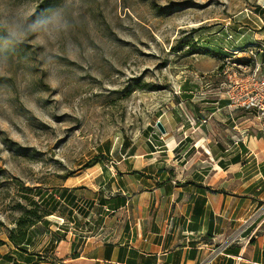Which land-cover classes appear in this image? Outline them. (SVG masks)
I'll list each match as a JSON object with an SVG mask.
<instances>
[{
  "label": "rangeland",
  "instance_id": "obj_1",
  "mask_svg": "<svg viewBox=\"0 0 264 264\" xmlns=\"http://www.w3.org/2000/svg\"><path fill=\"white\" fill-rule=\"evenodd\" d=\"M9 10L50 23L0 55V254L24 264L6 228L22 215L21 187H39L58 203L27 249L39 264H64L92 220L59 200L62 185L91 192L102 165L159 151L156 140L166 144L157 158L206 157L202 115L223 81L217 52L264 31V0H0V16Z\"/></svg>",
  "mask_w": 264,
  "mask_h": 264
},
{
  "label": "crops",
  "instance_id": "obj_2",
  "mask_svg": "<svg viewBox=\"0 0 264 264\" xmlns=\"http://www.w3.org/2000/svg\"><path fill=\"white\" fill-rule=\"evenodd\" d=\"M240 43L243 50L234 55L236 63L250 70L254 59L246 49L258 44L264 75V31L242 35ZM208 93L205 103L210 107L202 117L209 132L199 141H212L206 143L207 156L157 158L166 151L162 143L159 151L152 146L140 154L126 152L112 167L102 165L91 192L74 191L81 196L80 204L93 201L92 222L79 237V247L73 248L77 256L68 255L64 264H198L211 245L232 236L230 246L209 264H264V132L256 122L248 127L255 121L249 114L228 111L227 100ZM183 141L180 137L177 143L186 148ZM197 142L188 146L187 156L193 146L198 149ZM116 197L124 203H116ZM99 199L110 202L100 206Z\"/></svg>",
  "mask_w": 264,
  "mask_h": 264
},
{
  "label": "built area",
  "instance_id": "obj_3",
  "mask_svg": "<svg viewBox=\"0 0 264 264\" xmlns=\"http://www.w3.org/2000/svg\"><path fill=\"white\" fill-rule=\"evenodd\" d=\"M252 46V49H246L250 58L254 59V65L250 70H244L234 60V55L243 49H235L232 52L230 50L222 55L217 74L223 76V81L217 86L214 95L218 101L227 100L225 108L228 111L241 110L251 115L264 132V75L260 74V64L257 61L262 49L258 44ZM234 238L232 236L228 240L211 245L208 255L198 264L211 263L216 256L225 252Z\"/></svg>",
  "mask_w": 264,
  "mask_h": 264
},
{
  "label": "trees",
  "instance_id": "obj_4",
  "mask_svg": "<svg viewBox=\"0 0 264 264\" xmlns=\"http://www.w3.org/2000/svg\"><path fill=\"white\" fill-rule=\"evenodd\" d=\"M158 146L162 145L161 141L156 140ZM127 143H123L121 151L125 150V146ZM106 151H109V148H106ZM154 151V150H152ZM234 160H236L234 158ZM132 174H141L140 171L133 170ZM160 171H157L159 174ZM169 175H173V170H168ZM22 188V199L26 204L22 205L21 203H17V206L23 210L22 215H20L15 221V226L11 228H6V237L8 242L13 246V249L18 252L19 256L22 257V261L24 264H39L41 261L40 258L33 259V254L30 253L27 249L30 243V230L31 228L39 222L43 217L51 214V210L56 207L55 196L51 193H46L43 189L39 187H34L30 189L28 187ZM212 191V190H211ZM215 191V190H214ZM59 200H65L68 204L74 207V210L82 215L83 217H87L90 213L91 208L94 207V203L92 200H87L80 204L77 195L74 194V191L71 189L65 188L59 192L58 195ZM116 203H124L118 197ZM110 202V199H99L98 204L107 205ZM7 242L0 238V248L6 245ZM35 256V255H34ZM75 253H72L71 258L76 257ZM0 259H4L12 264H18L16 256L13 252L9 251L5 254H0ZM62 261L64 258L61 259Z\"/></svg>",
  "mask_w": 264,
  "mask_h": 264
},
{
  "label": "clouds",
  "instance_id": "obj_5",
  "mask_svg": "<svg viewBox=\"0 0 264 264\" xmlns=\"http://www.w3.org/2000/svg\"><path fill=\"white\" fill-rule=\"evenodd\" d=\"M50 23L47 19L37 18L30 20L28 17L16 15L12 11H6L0 16V28L6 35L0 38V55L5 53L8 48L25 40L30 34L37 33ZM6 62V57H3Z\"/></svg>",
  "mask_w": 264,
  "mask_h": 264
},
{
  "label": "water",
  "instance_id": "obj_6",
  "mask_svg": "<svg viewBox=\"0 0 264 264\" xmlns=\"http://www.w3.org/2000/svg\"><path fill=\"white\" fill-rule=\"evenodd\" d=\"M156 127L158 128L160 133H162V134L165 133V129H164L163 125L160 123V121H157Z\"/></svg>",
  "mask_w": 264,
  "mask_h": 264
}]
</instances>
